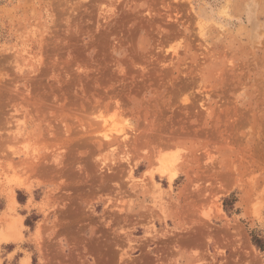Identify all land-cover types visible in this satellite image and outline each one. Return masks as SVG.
I'll return each instance as SVG.
<instances>
[{"label": "rangeland", "instance_id": "1", "mask_svg": "<svg viewBox=\"0 0 264 264\" xmlns=\"http://www.w3.org/2000/svg\"><path fill=\"white\" fill-rule=\"evenodd\" d=\"M253 236L264 0H0V264H264Z\"/></svg>", "mask_w": 264, "mask_h": 264}, {"label": "trees", "instance_id": "2", "mask_svg": "<svg viewBox=\"0 0 264 264\" xmlns=\"http://www.w3.org/2000/svg\"><path fill=\"white\" fill-rule=\"evenodd\" d=\"M234 200L235 198L225 199V207L228 208V205L234 203ZM253 242L257 247L264 249V240H261V238L253 236Z\"/></svg>", "mask_w": 264, "mask_h": 264}]
</instances>
